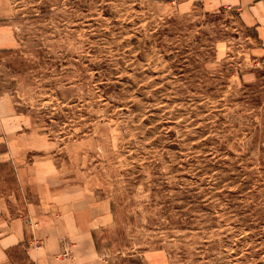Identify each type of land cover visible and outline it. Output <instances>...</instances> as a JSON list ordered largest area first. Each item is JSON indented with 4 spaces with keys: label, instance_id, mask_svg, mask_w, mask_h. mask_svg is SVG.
Instances as JSON below:
<instances>
[{
    "label": "rangeland",
    "instance_id": "1",
    "mask_svg": "<svg viewBox=\"0 0 264 264\" xmlns=\"http://www.w3.org/2000/svg\"><path fill=\"white\" fill-rule=\"evenodd\" d=\"M0 27V162L109 206L100 263L264 264L254 29L206 0H0Z\"/></svg>",
    "mask_w": 264,
    "mask_h": 264
},
{
    "label": "crops",
    "instance_id": "2",
    "mask_svg": "<svg viewBox=\"0 0 264 264\" xmlns=\"http://www.w3.org/2000/svg\"><path fill=\"white\" fill-rule=\"evenodd\" d=\"M206 3L209 9L225 8L235 13L244 28L256 31L264 51V0H206ZM4 31L5 27H0V35ZM6 43L0 38V49ZM12 167L16 190L23 201L15 190L7 189L6 192H11L9 202H14L16 208L25 205L24 217H29L30 222H25L24 217L9 206H5L9 208L6 212H11L5 215L3 210L7 201L0 197V264H16L12 258L16 252L20 254L19 264H102L94 256L96 254H92L94 247L90 234L112 222L109 206L104 202L68 205L57 203L53 198L49 201L46 196L50 194L46 191L45 195L40 194L44 187L36 192L38 176ZM48 189L52 191V188ZM85 252H88L87 256Z\"/></svg>",
    "mask_w": 264,
    "mask_h": 264
},
{
    "label": "trees",
    "instance_id": "3",
    "mask_svg": "<svg viewBox=\"0 0 264 264\" xmlns=\"http://www.w3.org/2000/svg\"><path fill=\"white\" fill-rule=\"evenodd\" d=\"M2 183L6 184L8 190L14 191L17 189L15 172L10 164H0V184Z\"/></svg>",
    "mask_w": 264,
    "mask_h": 264
},
{
    "label": "built area",
    "instance_id": "4",
    "mask_svg": "<svg viewBox=\"0 0 264 264\" xmlns=\"http://www.w3.org/2000/svg\"><path fill=\"white\" fill-rule=\"evenodd\" d=\"M173 1H174V0H173ZM63 253H64V255H66V254H67V251H66V250H64V252H63Z\"/></svg>",
    "mask_w": 264,
    "mask_h": 264
}]
</instances>
